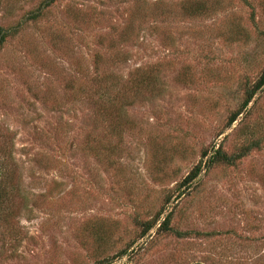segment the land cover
Listing matches in <instances>:
<instances>
[{"label": "rangeland", "instance_id": "rangeland-1", "mask_svg": "<svg viewBox=\"0 0 264 264\" xmlns=\"http://www.w3.org/2000/svg\"><path fill=\"white\" fill-rule=\"evenodd\" d=\"M44 2L0 0V264H264V0Z\"/></svg>", "mask_w": 264, "mask_h": 264}, {"label": "trees", "instance_id": "trees-1", "mask_svg": "<svg viewBox=\"0 0 264 264\" xmlns=\"http://www.w3.org/2000/svg\"><path fill=\"white\" fill-rule=\"evenodd\" d=\"M54 0H45L44 2V6H48L49 4H51ZM183 12L185 14H187L188 16H198V15H201L204 10L198 6V5H195V6H187L186 8L183 9ZM38 16V14H30V19H36V17ZM9 32V30L7 31H4L0 28V48L4 42V39L7 35V33ZM102 80L98 83L97 87L99 88L98 92L100 91L99 93V96H101V98H104L106 97V95L108 94V92L103 88L102 86ZM151 84L150 83H144L143 81H139L137 83V86L136 88H143V86L145 87H149V89L151 88L150 86ZM264 86V69L262 70L258 80L256 81L254 87H253V90L252 92H250L246 98L244 99V102L242 104L243 107L246 106V104L250 101V99L252 98V95L255 91L257 90H260L262 89V87ZM101 89V90H100ZM101 98H99L101 100ZM105 99V98H104ZM238 114H233L227 121V126H230L234 121H235V118ZM213 155H217L220 157V159L224 162H229L230 161V158L229 157H226L224 155H221L219 151H215V153ZM211 158H209V160H207L206 162V165H208L211 160ZM204 167V166H203ZM201 169L198 168H195L190 174H188L184 179H183V183H190L191 181H193L198 173L200 172ZM3 191V190H2ZM3 193V192H2ZM1 194V192H0ZM4 195L6 196V193L4 192ZM167 224H168V215H165L164 217V220L163 222L161 223V226L163 227L164 230H168V227H167Z\"/></svg>", "mask_w": 264, "mask_h": 264}]
</instances>
